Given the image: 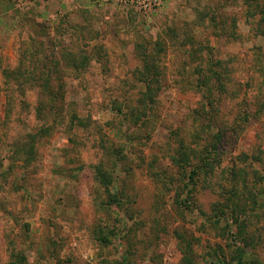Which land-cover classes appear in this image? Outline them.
Masks as SVG:
<instances>
[{"label":"rangeland","instance_id":"rangeland-1","mask_svg":"<svg viewBox=\"0 0 264 264\" xmlns=\"http://www.w3.org/2000/svg\"><path fill=\"white\" fill-rule=\"evenodd\" d=\"M216 12L224 28L212 35ZM261 28L264 0H160L149 14L116 0H0V264L17 251L25 264H264ZM209 69L227 77L213 91L218 116L247 115L190 182L171 154L188 155L197 78ZM37 71L60 79L53 88L81 121L67 128L64 117L24 169L7 149L42 123L31 108L45 89L31 82ZM147 91L154 100L139 126L135 100ZM100 160L121 205L103 203Z\"/></svg>","mask_w":264,"mask_h":264},{"label":"trees","instance_id":"trees-1","mask_svg":"<svg viewBox=\"0 0 264 264\" xmlns=\"http://www.w3.org/2000/svg\"><path fill=\"white\" fill-rule=\"evenodd\" d=\"M221 13L216 12L212 16L211 21V28L213 29V32L210 31V33L213 35L215 33H219V30L222 31L224 28L222 25L218 26L219 24V17H221ZM211 29V30H212ZM232 31V30H231ZM261 37L264 43V28H261ZM232 32H230L231 34ZM259 52L256 54L255 63L253 66L260 67L261 72L264 74V44L262 47V53L260 54V46L257 48ZM261 56V57H260ZM260 59H262V64L260 62ZM260 62V66L258 63ZM61 66L65 65L63 62L60 63ZM215 64H220V61H215ZM208 74H203L199 78H197V82L199 83L200 88H204V93L202 92V99L203 101L199 103V109L200 111L198 114H195L191 116L189 120V129L191 132L190 135H193L194 140L191 144H186L182 142L184 145V153L187 151V156L181 157L177 152H172L171 154V160L179 170H181L187 177L188 181H193V178L197 173L201 170H205L210 166L211 161H216L217 158L214 157V153L218 151V147L216 146V143H218L221 139H224L227 136V132L234 133L238 130V126H241L238 122V120H241V123L244 122L245 116L247 115V111H238L237 115L232 118L233 120L230 122V119L227 117H224V115L218 116V111H221L220 109V97L218 95H215L213 92L214 90L218 92H222L225 90V78L220 75L219 71L209 69ZM212 73V74H211ZM208 75V76H207ZM205 77H208V81H204L203 79ZM16 80L15 82H18L19 84L22 82L20 80V74H17L16 77H14ZM57 79V77H56ZM54 77L49 76V74H45V76H41L39 72L37 71L36 74H31V82L35 81V83L40 84V86L45 85V89H39L36 93V102L35 105L31 108H35L36 111V118L41 120V124L39 127H30V130L26 131L23 134V137L17 141L12 142L8 146V153L9 160L13 158L18 159L22 162V168L27 169L28 167H31L33 164H35L38 159V151L37 147L39 143L41 142V139L43 140L46 136L50 135L53 130L57 127V125L62 124L64 117H69L68 119V126L71 124H78L80 120V116L74 111L71 110V104L65 105V102L63 100V94L56 91L53 86L55 83L58 87L60 79L58 78L56 80ZM30 82V80H29ZM30 82V83H31ZM208 84L211 86L208 87ZM233 85H235V81L233 82ZM47 86H49L47 88ZM229 85L226 84V88H229ZM218 94V93H217ZM144 96V101L138 99L135 100V105L138 103V105L141 106V108L137 107L135 112L137 115V118L135 121L140 120L139 126L143 123H146L149 120L148 117V111L150 109L149 103L154 100V95L148 93H142ZM139 101L141 103H139ZM6 103V104H5ZM5 103H3V106L6 108L8 106L7 100H5ZM117 113L121 112L122 110L120 108H116ZM129 111V110H128ZM138 111V112H137ZM256 113L259 111L258 108L255 109ZM122 113V112H121ZM249 113V111H248ZM240 114V115H239ZM125 115V114H124ZM125 120V119H124ZM78 121V123H77ZM77 126V125H76ZM66 128V129H67ZM71 128V126H70ZM216 140V141H215ZM198 145V149L196 146ZM114 150V149H113ZM120 156L116 157L114 161V165H117V161L122 160L123 157H125L123 151L121 148H119ZM117 152V153H118ZM183 155V154H181ZM192 157L193 161L191 160ZM4 159H7V156L5 155L3 157ZM118 159V160H117ZM2 160V158H1ZM109 162L111 161L108 160ZM218 161V160H217ZM107 162L100 160L97 164L93 165V178L97 180L98 184L103 185L105 196H104V204L107 206L111 205H121L122 198L124 193L121 191L122 188H117V186L114 185L117 176L114 174V170H107ZM3 162L0 161V166L3 168ZM157 175L159 176L160 172H157ZM260 179H262L260 177ZM19 187V186H18ZM103 204V205H104ZM233 212H231V217L233 218ZM234 220L238 221L239 217L234 216ZM240 224V223H237ZM15 258L12 260L10 264H25V258L21 256V253L19 251L14 253ZM215 264H226L223 259L217 260V262H214ZM229 264V263H228ZM236 264H243L241 260H238Z\"/></svg>","mask_w":264,"mask_h":264},{"label":"built area","instance_id":"built-area-1","mask_svg":"<svg viewBox=\"0 0 264 264\" xmlns=\"http://www.w3.org/2000/svg\"><path fill=\"white\" fill-rule=\"evenodd\" d=\"M117 6L123 10L132 8L142 14H149L156 6L159 5L160 0H116Z\"/></svg>","mask_w":264,"mask_h":264}]
</instances>
